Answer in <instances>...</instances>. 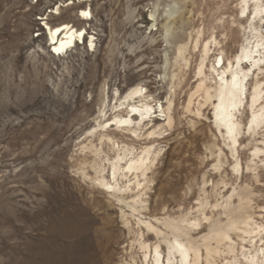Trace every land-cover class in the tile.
Listing matches in <instances>:
<instances>
[{
	"label": "rangeland",
	"instance_id": "obj_1",
	"mask_svg": "<svg viewBox=\"0 0 264 264\" xmlns=\"http://www.w3.org/2000/svg\"><path fill=\"white\" fill-rule=\"evenodd\" d=\"M67 2L0 0V264H156V244L181 264L176 228L189 264H264V0ZM47 14L89 25L93 50L53 55ZM242 68L231 131L217 93ZM137 86L152 109L116 135Z\"/></svg>",
	"mask_w": 264,
	"mask_h": 264
},
{
	"label": "bare ground",
	"instance_id": "obj_2",
	"mask_svg": "<svg viewBox=\"0 0 264 264\" xmlns=\"http://www.w3.org/2000/svg\"><path fill=\"white\" fill-rule=\"evenodd\" d=\"M88 1V0H83ZM74 0H68L66 7L73 5ZM61 7L64 6H57L55 10H51V15H60L62 14ZM87 12L88 15H82L78 13V18L80 21L89 22L92 21L93 16L90 9H82L81 13ZM41 26L45 30V34L47 36L48 44L51 48V52L53 55H63V53H67L69 49L75 47L77 44H86L89 49L93 50L94 45V37L90 36L89 25L82 26L77 28L75 25L63 22L56 26H52L49 23V14L45 15L41 18ZM243 58L252 59V55L244 54ZM243 58L239 59V64H243ZM223 59H221V62ZM248 62V61H246ZM224 65V63H223ZM222 65V66H223ZM244 77L245 71L244 69H240L239 71H232V77L230 79L225 80L219 90H218V103L215 105V114L216 117L222 121L227 122L228 127L231 131H234L235 124L228 121V113L232 107H234L240 100V96L244 92ZM142 96V98L136 101V98ZM131 100V101H130ZM130 101V102H129ZM125 102H127L132 112L128 114L126 118L116 117L109 127L117 125V127L113 130H117L120 132H116V135L123 136L125 129L120 128L122 126H132L133 124H137L135 122L136 115H141V118H144V115H149L151 111V105L148 104L146 96L142 95V87H134L130 89V91L126 94ZM138 102V103H137ZM163 109V106L161 105ZM138 118V117H137ZM140 118V116H139ZM147 118V117H146ZM145 119V118H144ZM108 126V125H107ZM105 126V127H107ZM130 130V129H126ZM103 139H101L102 141ZM97 151L94 150V154ZM120 158L117 159V163H114V168L117 167V164L120 162ZM146 158L139 156L134 157L128 162L127 168L129 171H133L138 177L139 173L143 172L142 168L145 165ZM116 172H113L115 175ZM115 179L112 181L111 178L106 179L105 176H102L101 179H98V184L105 189L106 191L110 192L111 196H115L119 193L118 189V182L116 176ZM136 201L134 200V204ZM134 211H136V207H133ZM144 222V221H143ZM142 223V222H141ZM146 227L148 228L149 232L152 234L157 233V235H161L162 233L152 224L149 222H145ZM171 234H173V241H169L167 238L164 239V242L168 245L169 255L171 253L177 254L181 259V264H189V259L192 255V252H195V246L191 242L188 233L186 232L185 228H176L173 229ZM156 236V235H155ZM147 243V242H146ZM150 247V246H149ZM148 248V246H147ZM146 251V250H145ZM150 254V253H148ZM154 261L156 264H171V259L168 257L166 260L162 256L161 245L156 244L154 245Z\"/></svg>",
	"mask_w": 264,
	"mask_h": 264
},
{
	"label": "snow or ice",
	"instance_id": "obj_3",
	"mask_svg": "<svg viewBox=\"0 0 264 264\" xmlns=\"http://www.w3.org/2000/svg\"><path fill=\"white\" fill-rule=\"evenodd\" d=\"M82 15H88V13L87 12H84V13H82Z\"/></svg>",
	"mask_w": 264,
	"mask_h": 264
}]
</instances>
